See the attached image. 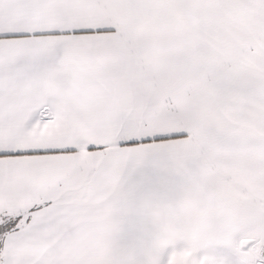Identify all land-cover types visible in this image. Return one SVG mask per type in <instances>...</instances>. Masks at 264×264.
Instances as JSON below:
<instances>
[{
	"label": "snow or ice",
	"instance_id": "snow-or-ice-1",
	"mask_svg": "<svg viewBox=\"0 0 264 264\" xmlns=\"http://www.w3.org/2000/svg\"><path fill=\"white\" fill-rule=\"evenodd\" d=\"M0 264H264V0H0Z\"/></svg>",
	"mask_w": 264,
	"mask_h": 264
}]
</instances>
